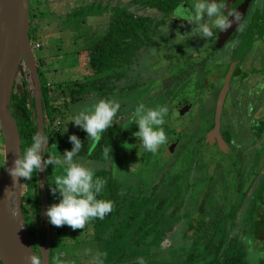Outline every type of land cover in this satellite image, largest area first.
<instances>
[{
	"label": "rangeland",
	"instance_id": "obj_1",
	"mask_svg": "<svg viewBox=\"0 0 264 264\" xmlns=\"http://www.w3.org/2000/svg\"><path fill=\"white\" fill-rule=\"evenodd\" d=\"M93 0H42L39 11L47 12L49 15L37 26L40 31L34 33L30 31V43L39 36L41 49H32L35 61H44V73L42 76L49 84L56 86L68 85L73 82L94 81L95 77L90 76L92 70L87 62L86 51L96 42V37L102 36L103 28H105V17L110 14L106 9L110 7L128 9H136L138 6H126L129 0H120L118 3L106 2L98 0L99 6L105 8L103 16H92L90 12L97 13L98 7L89 6ZM104 4V5H103ZM42 5V6H41ZM83 8L82 13L76 19L65 17H57L55 15L62 14L73 8ZM38 11V10H37ZM147 16L154 14L145 11ZM154 18H157L156 16ZM35 24L37 23L34 22ZM96 29L98 32H96ZM163 52H155L152 57L149 53H140L138 55V71L131 73L129 82L131 89L127 97L118 93L111 96V100L119 102L120 109L114 117L111 128H117V139L113 142L114 152L109 153L106 161L92 162L87 159L75 158V160L85 167L94 169L95 171L105 170L110 172L115 181L121 184V192H125L128 188H135V192L139 186L141 190L147 191L150 186L158 185L157 195L166 199L165 217L170 219L172 214L180 217L171 228L167 227L161 235L160 240L149 246L148 242L140 243L138 249H145L142 256L145 264H183V253L191 249L192 232H185V222H194L198 218L197 208L199 205L222 208L228 204L235 205L238 196L235 195V188L241 193L247 187L245 181L247 178L241 174L242 160H238L236 156H227L214 150L210 146L201 145L196 142V134H201L206 128L204 117L197 121L195 110L179 112L168 107L165 102L167 89L165 85L169 82L171 73H177L185 63L179 62L185 58L180 57V52L185 54V50L173 51V47ZM171 48V49H170ZM167 59H166V58ZM165 84V85H164ZM34 90L30 88V91ZM95 90V88H94ZM90 92L93 91L90 89ZM54 96V94L52 95ZM99 100L94 98L90 101H82L71 106L62 117L58 120L62 125V131L68 133L72 130H80L71 121V117L78 114L81 110L89 108ZM143 103L147 107L155 108L156 106H167L169 113L164 117V131L169 139L172 133L179 134L178 145H162L159 150L153 154L144 150L137 138H130V128L134 123V110ZM110 129V128H109ZM132 139V140H131ZM69 141V136H65L64 142ZM169 141V140H167ZM264 142V140H263ZM64 147L58 150L60 152ZM221 152V151H220ZM114 155V156H112ZM3 148L0 135V168L2 167ZM251 159V153L247 152L245 161L248 163ZM228 181V184L226 182ZM253 188L248 189L240 209L236 212L235 219L229 230V240L240 241L245 250L249 264H255L259 258L264 257V243L256 242L243 237L249 226L248 210L254 197ZM234 190V191H233ZM140 202V199H139ZM209 203V204H208ZM205 206V209L207 208ZM211 207V206H210ZM204 208V206H203ZM35 217V216H34ZM33 218V223L36 222ZM40 220V218H39ZM121 220V219H120ZM118 220V221H120ZM205 220H209L206 217ZM155 220L151 222L154 224ZM163 224V223H162ZM34 224L33 231L38 230ZM90 222L84 229H77L79 240H84L78 245L69 237L71 228L67 226L66 233L55 237L56 243L65 244L64 249L73 252V260L70 264H89L91 256L86 254V250L90 249L93 253H113L114 249L119 250L116 242L109 236L105 242L85 241L92 233L90 231ZM89 231V232H88ZM35 235V234H34ZM34 244V239H31ZM101 243V244H100ZM35 245V244H34ZM115 245V246H114ZM37 248V245H36ZM60 246L56 247V252L60 253ZM179 249V250H178ZM180 249H183L180 251ZM172 251V252H171ZM178 251L177 258L173 254ZM64 257L63 254H61ZM112 263L106 264H138L139 257H125L117 255ZM104 263V264H105Z\"/></svg>",
	"mask_w": 264,
	"mask_h": 264
},
{
	"label": "trees",
	"instance_id": "obj_2",
	"mask_svg": "<svg viewBox=\"0 0 264 264\" xmlns=\"http://www.w3.org/2000/svg\"><path fill=\"white\" fill-rule=\"evenodd\" d=\"M144 6L152 7L163 13L171 12L178 6L181 0H137ZM42 0H28L29 4V27L28 35L30 41V31L37 33L40 27L37 24L43 21L49 14L39 11ZM42 6V5H41ZM38 10V11H37ZM115 15L111 18L107 33L101 37L94 45L86 51L87 62L92 70L103 77L100 89L97 93L102 99H106L111 91H115L116 85L107 87V81L112 78L114 81H119L122 77L123 67L127 64L138 68V52L152 48V36L155 35L156 27L154 21L150 18L135 17L125 9H115ZM57 17H65L76 19L79 15L78 9L64 11L62 14L55 15ZM37 23L35 24L34 22ZM156 26V27H155ZM40 41L39 36L33 41L31 47ZM31 44V43H30ZM39 44V43H38ZM41 45L40 48L41 49ZM44 61H35L37 73L41 85V105L44 120V135L48 137V145L45 147L42 156L48 158L49 154L56 156L63 155L65 150H71L73 145L64 142L65 136L76 135L83 144L80 152L75 158L87 159L92 162H104L107 159L103 156L105 147L114 152L113 142L117 139V128H110L103 133L99 143L92 146V141L87 137V133L82 129L72 130L68 133L62 131V125L58 120L63 119L65 112L71 107L83 100H88L91 94L86 91L88 84L81 85L78 82H73L68 85L56 86L49 84L44 80ZM119 73V74H117ZM17 88L13 89L10 101V111L20 139V151L29 147L32 143V136L36 134V112L34 103L33 80L29 71L22 61L16 77ZM120 93V92H119ZM54 94V96H52ZM115 94V93H114ZM138 126L135 124L130 128V138H136L133 134L139 130H135ZM132 140V139H131ZM64 147L63 150H58ZM110 152V153H111ZM114 156V155H112ZM63 167H55L49 165L45 170L46 190L48 196V205L59 203L61 197L59 193L55 196L50 190V186L54 187V177L63 175ZM95 177H102L107 180L103 191L97 197L98 199L111 200L114 202L113 211L108 214L103 220L95 219L90 221L92 232L90 237L85 241L105 242L106 237L112 239L118 246L119 250L113 253H108L105 262L112 263L117 255L125 257H141L145 249H138L136 245L140 243L152 244L157 243L161 235L167 227L171 226L179 220L180 217H175L173 214L170 219L165 217L166 199L157 195L158 185L150 186L149 190L144 191L138 188H127L125 192H121V184L115 181L113 175L105 170L95 171ZM246 193L240 195L238 202L235 205L228 204L227 208H216L211 204L209 206L199 205L197 208L198 218L194 222H185V232H192L191 249L183 253V264H249L246 257V250L243 244L238 240H229V230L232 221L235 219L236 212L240 209ZM140 199V202H139ZM255 203L251 204L249 217V232L243 236L247 240L251 239L260 242L257 237L260 235L261 217L264 216V186L255 193ZM259 203V205H258ZM21 206L22 215L26 223V227L30 236V240L34 239V244L31 243L35 254L39 255L38 246L36 248V230L33 231L34 224L39 227L40 218V195H39V178L38 172L34 171L31 180L21 179ZM204 206V208H203ZM205 206L207 207L205 209ZM211 206V207H210ZM256 209V210H255ZM35 216V217H34ZM254 216V218H253ZM209 217V220H205ZM33 218L36 222L33 223ZM253 218V219H252ZM121 219V220H120ZM120 220V221H118ZM155 220L154 224L153 222ZM163 223V224H162ZM51 242L48 254V263L54 264V257L60 256L62 264H70L73 260V252L65 250L64 243H56L57 235L66 233L67 226L55 227L49 223ZM89 232V231H88ZM35 234V235H34ZM69 237L72 242L81 245L84 240H79L77 230H71ZM111 238V240H110ZM45 239V229L42 227L40 231V243ZM264 243V242H261ZM101 244V243H100ZM60 246V253L56 252V247ZM179 250V249H178ZM183 249H180L182 251ZM172 252V251H171ZM173 257L177 258V252ZM64 255V257L61 256ZM179 257V255H178ZM104 262V263H105ZM106 264V263H105ZM255 264H264V257L259 258Z\"/></svg>",
	"mask_w": 264,
	"mask_h": 264
},
{
	"label": "flooded vegetation",
	"instance_id": "obj_3",
	"mask_svg": "<svg viewBox=\"0 0 264 264\" xmlns=\"http://www.w3.org/2000/svg\"><path fill=\"white\" fill-rule=\"evenodd\" d=\"M97 1L93 0L88 7L90 5L98 7ZM105 1L118 3L120 0ZM130 2V5L134 4L138 7L133 10L122 7L125 11L134 14L135 17L150 18L155 25L158 24L157 27L155 26L157 33L152 36V48L142 50L144 53H149L147 57H152L155 52H163L168 49L167 47H173V51L185 50V54L180 52V57L185 59L179 61L185 64L177 73H171L168 76V84H164L167 89L166 105L179 112L189 113L195 110L197 121L205 116L204 123L207 126L201 134H196V142L210 146L227 156H236L238 160L243 159L240 169L241 174L247 178L245 181L247 187L241 193L237 188L233 191L238 196V201L240 195L253 188L254 197L251 204L255 205V193L264 186V0H225L227 5L225 14L231 8L236 9L241 14V23L245 25L243 31H237L238 24L234 22L233 28L228 29V32L223 31L222 35L218 29H213L211 39L188 36L179 43L172 41L177 31L181 34L191 32L194 25L178 19L174 11L180 6L189 9L193 0H181L180 4L169 13L144 6L137 0H129L126 6ZM103 7L105 6L98 7L97 13H92V10L90 15L105 17ZM82 9L79 8V14L83 12ZM115 9L118 8L106 9L110 14L105 17L107 18L105 28L101 32L103 35H98L96 42L107 33ZM145 11L154 16L141 13ZM155 16L157 18H154ZM229 19L233 18L229 17ZM133 72H136L135 66L127 64L123 67L119 81L110 78L106 88L114 84L117 89L111 91L104 100H111L114 93L120 94L123 98L127 97L131 89L129 78ZM90 76L95 77V80L78 82L81 85L89 83L86 91L91 96L83 101L91 102L94 98L102 100L97 90L101 87L103 77L96 73H91ZM92 88L93 91L90 92ZM179 137V134L172 133L167 145L172 143L177 146ZM247 152L251 153L248 163L245 161ZM226 184L229 185L228 181ZM255 206L257 209V204ZM261 207H264V203ZM248 213L249 222L250 210ZM248 232L249 226L245 233Z\"/></svg>",
	"mask_w": 264,
	"mask_h": 264
},
{
	"label": "clouds",
	"instance_id": "obj_4",
	"mask_svg": "<svg viewBox=\"0 0 264 264\" xmlns=\"http://www.w3.org/2000/svg\"><path fill=\"white\" fill-rule=\"evenodd\" d=\"M227 5L225 0H193L189 9L183 6L174 11V15L182 21L194 25L191 32L181 34L179 31L172 40L174 43L183 41L188 36H199L204 40L213 37V29L220 32L227 31L235 22L238 24L237 31H243L245 25L241 23V14L236 9H230L225 14ZM207 17V20H205ZM232 17L233 19H229ZM168 31V29H165ZM120 109V104L115 100H99L89 108L81 110L71 117L72 123L87 133V137L95 147L105 133L113 125L114 117ZM169 113L168 107L156 106L147 107L143 103L134 110V123L139 131L133 135L140 141L145 151L155 154L159 148L167 143V135L164 131V117ZM32 143L19 157L13 161V166L8 169L13 183L17 184L20 179L31 180L33 172H41L49 165L63 167L64 174L54 177V187L50 186L52 194L59 193L61 197L59 203H54L48 207L45 215L49 223L57 228L68 226L72 230L84 229L86 225L95 219L103 220L114 209V202L111 200L98 199L103 191L107 180L102 177H95V170L85 167L77 162L74 157L83 147L82 142L76 135L69 137L72 149L65 150L63 155L56 156L49 154L44 159L41 153L48 145V137L42 132H37L32 136ZM111 150L107 147L103 150L105 159L109 158ZM41 253L43 254V250ZM31 255L26 259L28 264H43L42 255H37L30 249ZM86 254L92 258L89 264H104L106 253H93L90 249ZM54 264H62L60 256L53 258ZM138 264H145L143 257L138 258Z\"/></svg>",
	"mask_w": 264,
	"mask_h": 264
},
{
	"label": "water",
	"instance_id": "obj_5",
	"mask_svg": "<svg viewBox=\"0 0 264 264\" xmlns=\"http://www.w3.org/2000/svg\"><path fill=\"white\" fill-rule=\"evenodd\" d=\"M28 27V0H0V135L3 148L2 167L0 168V264H28L26 257L31 255L30 249H32L22 215L21 179L14 184L8 172V169L13 166V161L21 153L19 135L10 111V101L13 89L17 88L15 82L22 61L34 83L36 133L42 132L44 135L41 85L29 41ZM220 34L222 35L223 32ZM38 178L40 220L36 232V244L39 255H42L43 264H49L51 236L49 220L45 215L49 207L45 170L38 172ZM42 227L45 229V239L40 243ZM257 239L264 242V216L261 217L260 235ZM40 249L43 250V254ZM32 252L34 253L33 249Z\"/></svg>",
	"mask_w": 264,
	"mask_h": 264
},
{
	"label": "built area",
	"instance_id": "obj_6",
	"mask_svg": "<svg viewBox=\"0 0 264 264\" xmlns=\"http://www.w3.org/2000/svg\"><path fill=\"white\" fill-rule=\"evenodd\" d=\"M39 49L40 48V44H38V43H36L33 47H32V49Z\"/></svg>",
	"mask_w": 264,
	"mask_h": 264
},
{
	"label": "crops",
	"instance_id": "obj_7",
	"mask_svg": "<svg viewBox=\"0 0 264 264\" xmlns=\"http://www.w3.org/2000/svg\"><path fill=\"white\" fill-rule=\"evenodd\" d=\"M73 9H75V8H73ZM68 11H71V9H70V10H68Z\"/></svg>",
	"mask_w": 264,
	"mask_h": 264
}]
</instances>
